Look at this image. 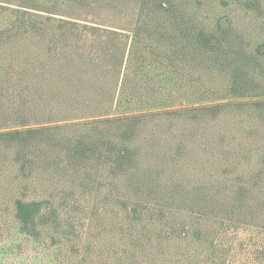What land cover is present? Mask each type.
Listing matches in <instances>:
<instances>
[{
    "label": "rangeland",
    "instance_id": "rangeland-1",
    "mask_svg": "<svg viewBox=\"0 0 264 264\" xmlns=\"http://www.w3.org/2000/svg\"><path fill=\"white\" fill-rule=\"evenodd\" d=\"M16 12L99 31L64 33L94 62L78 81L57 80L45 32L28 39L45 83L30 66L19 82L0 48V264H264V0H0V32ZM111 40L124 62L105 64ZM88 133L126 159L75 155ZM18 200L55 211L58 230L23 234Z\"/></svg>",
    "mask_w": 264,
    "mask_h": 264
},
{
    "label": "trees",
    "instance_id": "trees-1",
    "mask_svg": "<svg viewBox=\"0 0 264 264\" xmlns=\"http://www.w3.org/2000/svg\"><path fill=\"white\" fill-rule=\"evenodd\" d=\"M16 13H18V19L16 17L7 28L3 29L0 32V48L5 49L3 53H6L5 54L6 61L9 58H11L9 60L14 62V64L17 63L19 65L20 63H22V66H21L22 70H20L21 73H18V76H17L19 77V82L23 81L22 74L23 75L25 74L24 72L25 70L29 68V66L33 70L32 73L36 77L35 80L41 81L42 83H45L47 80V77H45L44 74H39L37 72L35 66L31 67L32 64H35L32 60H37V58L40 57V51L36 47L38 46V44H36V41H34L31 44H29V41H28V39L33 37L31 35L35 33L41 35L45 32V36H42V40L40 41V44L43 47H47L44 50L46 51V54L48 55V57L52 59V65H50V68H52V72L55 74L57 80L59 79V76H61L60 72L63 71V72H67L68 74H70L69 77L75 76L78 81V79L83 75L82 71L86 69L84 68V66H81L79 63H84V64H86L87 62L94 63L89 60H85V59L82 60L81 58L76 59V57L73 54L74 52L71 50H67V49H72V48L70 45H68V43L65 44L66 37L64 33L69 34L66 32L67 31L66 29H68L69 27L74 29L70 31L76 33L77 35L83 32L87 33L88 30L94 33L96 31H99V28L88 27L86 25L81 26L80 24H77V23L58 20V19H54L51 17H46L45 20H40L41 16L36 17L34 15L27 14V13H19V12H16ZM174 31L177 32L176 30ZM186 32L187 30H184V32L180 31L181 34L187 37L192 36V35L189 36L188 34L186 35ZM175 34L176 33H174L172 37H174ZM25 35H27V37H24ZM114 35H118V34H116L115 32ZM88 36L89 34L86 35V37ZM187 37L185 40H187ZM194 37H195V40L193 36L190 37V40H192V42L195 43L194 45L195 46L197 45L198 48H200L204 52L207 53L209 52V49H214L215 44L212 41L213 36L210 35L209 37L208 35L205 34L204 30H200V32H198L196 36ZM172 40L173 38H171V41H170L171 47L177 48L179 46V43H178L179 39L176 41V44H174ZM190 40H187V41H189L192 44ZM113 42L114 41L111 40V42L109 43V46L111 47L109 48L106 54L107 61L105 64L114 63L118 61L119 59H122V61L124 62V57L121 58L120 56L118 59V56H119L118 54L121 53V50L126 49V44L124 46L119 43L114 45ZM116 47L117 49H115ZM28 58L32 60L28 61ZM10 65H12V63H10ZM22 84L26 86L24 83ZM1 92L2 91H0V98L2 97V93H3ZM106 94H107V97L105 100V106L110 105L108 109H113V104L116 99L115 97L116 92L108 91L106 92ZM124 118L125 119L120 118V119L114 120L113 123H118V122H122V124L123 123H133L138 120L137 116H130V117H124ZM107 120L108 122L111 121V119H107ZM37 133L41 134V133H45V131L43 129L41 130L33 129V130H30L29 133L27 132V134L29 135H33ZM23 134L24 133L20 130H13L12 132L5 134V136L8 137L12 141H20L24 137ZM91 138H92V135L89 133L85 135L82 134L80 136V139H78L77 145L75 146L73 153H75V155H83L87 151H89L90 153L94 155H98V157H102V151L103 149H106V151L108 150L114 151L117 154L118 158L123 159V160L126 159L125 150H119V149L117 150V148L116 149L113 148L112 145H110L106 140H99L97 138V140L95 141ZM124 139L125 140L128 139L127 135H125ZM117 151H119V153ZM134 154L135 153L131 152L130 157ZM43 206L44 205L42 202H36V201L25 202L23 200H18L16 202L15 217L21 225V232L25 234L26 236L32 237L36 240L42 237L41 235L43 233V230L48 225H51L56 231L58 230L59 225H60L58 221L57 213L55 211H51L48 215H46L44 214ZM134 211L137 212L136 209H134ZM173 233L176 234L175 232ZM220 245L221 244H215V247H216L215 251L217 248L220 249L222 247V246L218 247ZM224 253H226V251H224ZM259 253L261 254L262 259H264V250L259 251ZM218 257L219 255L216 254L215 264H219L216 261Z\"/></svg>",
    "mask_w": 264,
    "mask_h": 264
}]
</instances>
